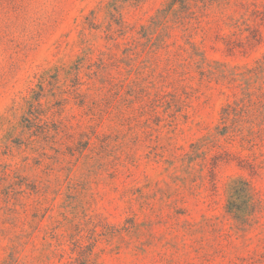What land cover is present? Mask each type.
Returning <instances> with one entry per match:
<instances>
[{
	"label": "rangeland",
	"instance_id": "1",
	"mask_svg": "<svg viewBox=\"0 0 264 264\" xmlns=\"http://www.w3.org/2000/svg\"><path fill=\"white\" fill-rule=\"evenodd\" d=\"M185 1L0 0V264H264V0Z\"/></svg>",
	"mask_w": 264,
	"mask_h": 264
},
{
	"label": "trees",
	"instance_id": "2",
	"mask_svg": "<svg viewBox=\"0 0 264 264\" xmlns=\"http://www.w3.org/2000/svg\"><path fill=\"white\" fill-rule=\"evenodd\" d=\"M174 5H175V1H171V2H169L166 6H165V8L164 9H162V10H160L159 12H158V14L154 17V18H152V20L151 21H154L153 22V24H163L162 22L163 21H167V18H168V15H170V14H175L176 13V10L174 9ZM181 9H183V11H187L188 10V4H187V1H185V0H182V3H181ZM165 35L167 36L168 35V33L165 31ZM237 105V104H236ZM230 108V106L229 105H227L226 106V108H224V110H223V115L225 116V117H223V119H226L227 118V116H228V114H229V109ZM242 108V107H241ZM231 109H232V107H231ZM243 192H247L246 190L245 191H243ZM247 195H246V197H251L250 195H249V192H247L246 193ZM246 216V215H245Z\"/></svg>",
	"mask_w": 264,
	"mask_h": 264
}]
</instances>
